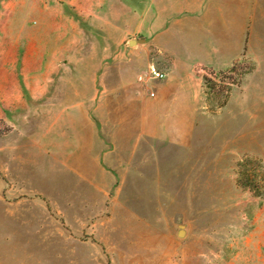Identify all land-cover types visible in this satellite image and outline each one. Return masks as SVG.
<instances>
[{
	"label": "rangeland",
	"instance_id": "obj_1",
	"mask_svg": "<svg viewBox=\"0 0 264 264\" xmlns=\"http://www.w3.org/2000/svg\"><path fill=\"white\" fill-rule=\"evenodd\" d=\"M183 1L0 0V264H264V191L236 183L264 162V0L179 110L157 103L149 63L170 58L149 36ZM233 64L210 111L228 79L203 76Z\"/></svg>",
	"mask_w": 264,
	"mask_h": 264
},
{
	"label": "crops",
	"instance_id": "obj_2",
	"mask_svg": "<svg viewBox=\"0 0 264 264\" xmlns=\"http://www.w3.org/2000/svg\"><path fill=\"white\" fill-rule=\"evenodd\" d=\"M244 13L250 17L245 0H184L177 10L165 14L163 23L149 36V41L170 58L171 71L158 84L156 94L161 107L180 110L196 106L190 78L196 82V68L224 69L241 55L247 29ZM171 122L157 117L159 125Z\"/></svg>",
	"mask_w": 264,
	"mask_h": 264
},
{
	"label": "trees",
	"instance_id": "obj_3",
	"mask_svg": "<svg viewBox=\"0 0 264 264\" xmlns=\"http://www.w3.org/2000/svg\"><path fill=\"white\" fill-rule=\"evenodd\" d=\"M236 67L237 65L233 64V66L226 71H219L218 73H214V75L212 74V77H209L208 75L203 76V84L205 88H214L216 86L213 78L218 74L228 79L224 86H222V90H224L222 100L217 101L215 104L210 102L209 92L205 90V100L210 111H215L216 108L221 107L226 103L231 86L237 82V79L241 74L247 71L243 70L239 73L236 72L238 77H232L231 74L235 73ZM209 83L211 84L209 85ZM254 165L262 166L263 174L260 179L255 178ZM236 183L241 188L249 189L256 194L260 193L261 190L264 191V162L251 157H244L239 160L236 164Z\"/></svg>",
	"mask_w": 264,
	"mask_h": 264
},
{
	"label": "built area",
	"instance_id": "obj_4",
	"mask_svg": "<svg viewBox=\"0 0 264 264\" xmlns=\"http://www.w3.org/2000/svg\"><path fill=\"white\" fill-rule=\"evenodd\" d=\"M148 74L152 79H164L166 77V72L163 69H159L155 63H149V68H148ZM151 94L154 95V92L151 91Z\"/></svg>",
	"mask_w": 264,
	"mask_h": 264
}]
</instances>
